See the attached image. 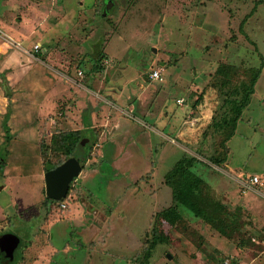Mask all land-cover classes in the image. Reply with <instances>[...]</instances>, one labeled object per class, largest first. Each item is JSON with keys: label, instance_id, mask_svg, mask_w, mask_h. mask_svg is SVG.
<instances>
[{"label": "rangeland", "instance_id": "obj_1", "mask_svg": "<svg viewBox=\"0 0 264 264\" xmlns=\"http://www.w3.org/2000/svg\"><path fill=\"white\" fill-rule=\"evenodd\" d=\"M256 71L226 141L213 123ZM61 94L97 99L106 124L46 214L45 165L66 160L53 138L78 129L64 105L48 110ZM184 157L204 183L190 192L197 211L177 205L169 223L166 176ZM1 159L0 240L17 244L5 264H264V176L248 184L264 175V0H0ZM76 209L83 224L67 220Z\"/></svg>", "mask_w": 264, "mask_h": 264}, {"label": "trees", "instance_id": "obj_2", "mask_svg": "<svg viewBox=\"0 0 264 264\" xmlns=\"http://www.w3.org/2000/svg\"><path fill=\"white\" fill-rule=\"evenodd\" d=\"M260 75V71H256L253 79L250 82V85L245 86L240 94L241 96L229 98L227 100V109L229 106V114H225L222 116L220 121H216L213 123L215 126V132L218 131H226V138L225 140H230L233 136H235L236 131L238 129L239 122L244 120V110L248 108L250 105V98L252 94L255 92V85ZM5 86V96L8 99V103L12 101V91L6 85ZM226 109V110H227ZM7 116H11L10 112L6 114ZM85 130H75V131H66L58 135V137L53 138V143L55 145V151L59 152L64 155L66 160H60L58 163L48 162L45 165V169L47 172L51 171L52 169L57 168L58 166L63 165L67 162L70 158L77 157L79 158L81 171H83V163L86 162L89 158V155L92 151L93 143L86 144L82 149V144L84 142V138H86ZM215 163H220L221 160H214L211 158ZM201 161L195 157H184L176 162L173 168L169 171L166 176V183L168 186L172 188L173 191V200L175 202V207L170 208L169 210L164 211L160 216L169 223H175L180 219V214L177 208V205H183L190 209L191 211H197L195 208V202L193 201V197L191 196V191L195 190L201 191V185L204 183L203 179L199 177L192 168ZM6 166V160L1 159L0 161V169ZM178 181L186 182V184L190 187L187 190H181L178 186ZM70 189V187H69ZM69 196V190L62 200H51L46 196L44 202V209L46 214H48L51 210L52 205H59L62 203L63 200H66ZM221 225L219 226L220 231L225 233L226 227L229 228V225H225L222 220H220ZM157 242H152V246H154ZM64 244L63 248H66ZM78 247H82V245H78ZM18 251L16 252V254ZM2 259L0 258V261ZM5 264L2 260L0 264ZM51 264H53V259L51 260Z\"/></svg>", "mask_w": 264, "mask_h": 264}, {"label": "crops", "instance_id": "obj_3", "mask_svg": "<svg viewBox=\"0 0 264 264\" xmlns=\"http://www.w3.org/2000/svg\"><path fill=\"white\" fill-rule=\"evenodd\" d=\"M25 51L28 52V50H25ZM53 70H54V67L51 68V71H53ZM61 74H62V82L59 84H57L58 81L55 80L52 76L50 77L51 81H49V83H48V86L50 89L55 87V89H54V91H55V90H58L59 87L63 88L66 86L67 80L64 77L65 74L63 72ZM107 77L108 76H106V80H109ZM110 85L112 87H114V85L111 82H110ZM112 87H110V89H112ZM53 94H54V92H53ZM86 95H87V93H86ZM72 96H73V98H72L73 101H71L70 97L66 96L65 94H63V95L61 94L60 97H57V100L55 99L56 96H54V98L52 97L51 104H48L49 105L48 110L51 109V113H55L58 111V107L60 106L59 104L64 105L65 111L67 110L66 112L68 114H70V115L72 114V115H74V117L77 116V120H75V123L78 125L77 128L79 130H85V132H86L85 133L86 138H84V142L82 144V149L86 144L93 143L92 146H94L95 144H97V141L99 139V138L97 139V136H96L97 131L95 130V128L106 124V118L103 117V115L106 113L107 107L105 105L98 106L97 99L91 100V98H87V99L85 98L83 100L79 96H74V94H72ZM51 105L56 106V108L53 107L56 110L55 109L53 110L52 108H50V107H52ZM39 109H40V106H39ZM101 118H103L104 120L101 121ZM71 131H75V130H71ZM109 136L111 137L112 134H110ZM105 142H106L105 144H107V145H108V143H110L107 140ZM227 167L229 168V170H232L231 164H228ZM81 174H82V171H81L79 177L81 176ZM253 175H259V174L258 173L249 174L248 176H253ZM44 176L46 177V174ZM263 176L264 175H262L261 177H263ZM45 181H46V178H45ZM248 184L251 185L250 183H248ZM261 184H262V181H261ZM243 186L249 187L248 185L245 186V183H243ZM94 209H95L94 211H97V208H94ZM79 212H80L79 209H76L73 213L70 214L71 218L67 217L68 218L67 220L70 222H77L79 224H83V220L81 221V220L76 219V217L80 216ZM87 228L89 229L88 226H87Z\"/></svg>", "mask_w": 264, "mask_h": 264}, {"label": "water", "instance_id": "obj_4", "mask_svg": "<svg viewBox=\"0 0 264 264\" xmlns=\"http://www.w3.org/2000/svg\"><path fill=\"white\" fill-rule=\"evenodd\" d=\"M81 173L79 158H70L63 165L46 173V195L51 200H62L65 198L69 187L76 177ZM17 244L9 235H3L0 240V258L10 262L14 257ZM169 258L171 256H168Z\"/></svg>", "mask_w": 264, "mask_h": 264}, {"label": "built area", "instance_id": "obj_5", "mask_svg": "<svg viewBox=\"0 0 264 264\" xmlns=\"http://www.w3.org/2000/svg\"><path fill=\"white\" fill-rule=\"evenodd\" d=\"M42 48V45L41 43H36L34 46H33V50L38 52L40 51ZM151 78H153L154 80H159L161 79V74H160V70L156 69L152 72L151 74ZM179 103H182L181 100H178ZM248 179H249V183L251 185H259L261 184V181H262V178L261 176L259 175H253V176H248ZM247 185V183H245V186ZM65 207V205H64Z\"/></svg>", "mask_w": 264, "mask_h": 264}]
</instances>
